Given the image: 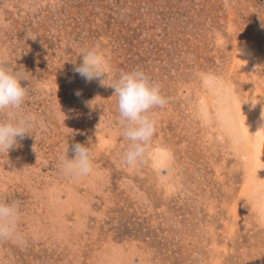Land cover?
<instances>
[{"label": "rangeland", "instance_id": "374dc122", "mask_svg": "<svg viewBox=\"0 0 264 264\" xmlns=\"http://www.w3.org/2000/svg\"><path fill=\"white\" fill-rule=\"evenodd\" d=\"M94 45L105 85L75 71ZM0 55L45 125L0 154L30 239L0 264H264V0H0ZM137 68L168 104L127 168L109 86ZM76 143L95 169L70 180Z\"/></svg>", "mask_w": 264, "mask_h": 264}, {"label": "clouds", "instance_id": "9594fccd", "mask_svg": "<svg viewBox=\"0 0 264 264\" xmlns=\"http://www.w3.org/2000/svg\"><path fill=\"white\" fill-rule=\"evenodd\" d=\"M81 56L82 63L75 71L87 81L103 77L104 84L111 67L107 52L94 45L83 50ZM22 80L26 77L8 68L6 57L0 55V154H8L10 149L21 146L18 138L23 140L34 129L45 128L35 114L25 111L29 89L21 85ZM109 87L117 97L120 135L128 142L121 163L127 168H136L146 162L150 152L157 129L155 110L164 108L168 98L163 95L160 84L139 68L121 71ZM72 152L71 159L67 154L59 158L60 173L70 180L92 175L95 163L90 147L76 143ZM21 218L19 201L0 200V243H11L21 249L29 245V237L20 229Z\"/></svg>", "mask_w": 264, "mask_h": 264}]
</instances>
